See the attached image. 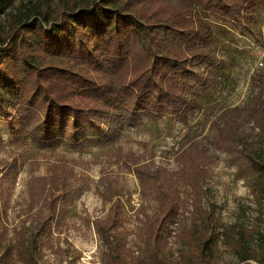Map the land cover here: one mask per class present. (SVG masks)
Returning a JSON list of instances; mask_svg holds the SVG:
<instances>
[{
	"label": "rangeland",
	"instance_id": "obj_1",
	"mask_svg": "<svg viewBox=\"0 0 264 264\" xmlns=\"http://www.w3.org/2000/svg\"><path fill=\"white\" fill-rule=\"evenodd\" d=\"M38 1L14 0L7 11L24 12ZM186 1L193 16L210 25L220 67L183 118L142 117L137 124H125L115 143L80 148L65 142L44 147L29 131L15 142L0 118V264H107L108 256L122 264H189L192 232L201 228L211 236L213 264H264V197L240 166L215 148L213 127L221 115L236 113L250 141L264 152V118L253 120L247 111L264 105V10L259 6L252 20L231 22L204 10L197 0ZM81 2L47 0L42 7L47 14L42 19L32 15L28 24L47 27L44 19L51 24L63 6ZM10 19L0 15V47L13 37ZM21 100L16 107L23 105ZM192 146L205 156L200 166L206 175L196 181L188 179L183 156ZM141 166L165 176L142 182L133 171ZM155 187L171 194L174 201L167 200L166 206L176 208L166 224L161 261L149 252L151 228L164 208ZM49 188L53 194H70L58 219L47 212L44 191ZM113 204L119 221L105 242L96 224L107 219ZM197 207L209 213L206 224ZM115 246L122 251H114Z\"/></svg>",
	"mask_w": 264,
	"mask_h": 264
},
{
	"label": "trees",
	"instance_id": "obj_2",
	"mask_svg": "<svg viewBox=\"0 0 264 264\" xmlns=\"http://www.w3.org/2000/svg\"><path fill=\"white\" fill-rule=\"evenodd\" d=\"M13 1L0 0V15L10 17L14 26L13 37L0 47V118L15 142L29 131L44 147L59 142L75 148L113 144L125 124H137L142 117L186 116L192 100L208 90L220 67L210 25L193 16L186 0H82L81 5L63 6L53 23L44 19L43 28L37 21L28 22L32 15L42 19L47 14L42 9L47 0L10 14ZM197 1L231 22L252 20L259 6L264 10V0ZM20 97L23 105L16 107ZM247 111L253 120L264 118V105ZM213 127L215 148L229 155L264 197V152L250 141L240 116L225 113ZM195 147L183 153L191 181L206 175L200 166L205 156ZM133 171L142 182L165 176L142 166ZM51 190L44 191V201L49 216L58 219L71 198L66 190L61 195ZM155 195L164 208L151 228L149 252L161 261L166 224L176 208L166 206L167 200L174 201L171 194L155 187ZM196 211L206 224L209 213L198 207ZM118 221L113 204L107 219L96 224L98 236L109 242ZM192 243L189 264H213L208 231H193ZM122 249L115 246L114 251ZM245 250L254 258L253 250ZM106 262L122 264L115 256Z\"/></svg>",
	"mask_w": 264,
	"mask_h": 264
}]
</instances>
